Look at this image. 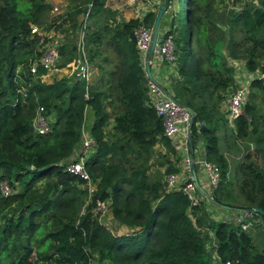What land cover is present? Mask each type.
<instances>
[{
    "label": "trees",
    "instance_id": "1",
    "mask_svg": "<svg viewBox=\"0 0 264 264\" xmlns=\"http://www.w3.org/2000/svg\"><path fill=\"white\" fill-rule=\"evenodd\" d=\"M77 1L86 4L76 7L75 18L88 4L90 17L98 16L105 0L69 3ZM3 2L0 61L8 65L6 88H0V264H264V234L263 241H256L252 233V228L264 227L253 217L264 221L263 215L216 220L204 201L189 211L182 191L167 189L165 175L178 172L175 163L181 159L150 101L133 37L139 24L153 25L156 13L105 24L90 34V44L108 35L107 44L118 57L108 69L95 61L100 58L97 51L87 48L90 63L99 71L90 86L73 76L68 82L42 83V68L35 77L29 73V64L40 54L38 37L30 30L43 23L49 7L43 0ZM185 3L187 37L172 23L173 17L169 22L176 59L168 91L193 114L190 152L204 146L206 158L220 168L211 202L241 214L246 208L264 211V111L255 101L257 92L264 100L262 79L250 82L245 115L230 130L233 144L238 138L250 141L237 165V199L227 189L229 160L220 147L222 138L229 148L231 142L227 134H218L221 105L236 88L230 61L264 72V0H232L224 17L214 0ZM237 3L240 10L233 8ZM58 53L64 65L76 56L77 45L61 43ZM21 85L26 96L17 92ZM38 105L52 114L50 133L38 134L32 127ZM87 107L93 111L90 131L96 148L86 167L97 182L88 204L82 179L61 164L78 145ZM157 145L166 148L165 161L158 163L167 166L164 175L148 173ZM3 181L11 188L8 196L1 192ZM97 198L111 201L113 226L126 225L129 233H114L99 220L92 211ZM248 221L252 225L242 229Z\"/></svg>",
    "mask_w": 264,
    "mask_h": 264
},
{
    "label": "built area",
    "instance_id": "2",
    "mask_svg": "<svg viewBox=\"0 0 264 264\" xmlns=\"http://www.w3.org/2000/svg\"><path fill=\"white\" fill-rule=\"evenodd\" d=\"M147 4L141 9L144 14L149 12H157L159 2L157 0H146ZM163 2L166 3V0ZM167 4V3H166ZM168 12H176L175 0H170L167 4ZM234 9L240 10L241 4L237 3L233 6ZM140 11V12H141ZM143 17H140L142 20ZM81 29V36L77 43V53L75 58L74 69L71 76L79 81H83L86 86L91 75V65L87 53L84 50V22ZM31 34L36 35L39 40L40 54L37 55L29 64V73L35 77L37 70L42 68L44 73L39 77L43 79L48 71H56V65L59 62L58 44L51 39L54 32L51 30L40 29L37 26H31ZM170 28L158 32L157 40L154 46L153 55L149 62L154 63L155 68L161 74L160 78L153 77L156 81L153 82L148 78V95L154 109L159 117L162 119L164 135L171 139L174 144L178 156L181 159V165L178 173H170L166 175L165 183L168 190H178L188 198L190 205L189 211L192 207L198 206L205 199L212 200V193L218 187L221 180V172L218 165L206 158L204 146L197 145L195 152H190V144L188 140L189 133L191 135L190 121L191 113L185 107L181 106L174 98H170L172 93L168 91L169 82L163 76L162 70L168 66L173 69L175 62V46L172 35L169 34ZM133 37L136 48L139 52L143 67L148 58L152 43V26L139 24L133 31ZM240 62L238 60H231L230 65L234 67V73L240 70ZM54 68V69H53ZM53 69V70H52ZM249 79L238 84L235 90L227 97L225 101V109H227V122L231 126H235V121L244 114V106L246 104L247 95L249 93L250 82L252 80L264 81V72L255 71L248 73ZM30 86V84H28ZM17 92L26 96L27 88L23 85L17 89ZM224 109V112H225ZM53 117L52 114L47 113L45 107L38 105L36 107L35 116L32 121V127L38 134H47L52 130ZM193 124V123H192ZM202 125L203 122L197 123ZM96 148V141L91 134L90 127L85 123L82 124L80 130V140L72 156L67 161H62L64 170L69 174L75 175L82 179V187L86 191V204L92 202L94 194L97 190V182H95L86 167V162L94 153ZM197 165L201 169L200 179L196 174L197 182L203 191L198 190L192 174V166ZM196 171V170H195ZM184 179L182 183L180 181ZM1 192L4 196L11 193V188L7 181L1 184ZM110 200L95 199L93 213L96 214L102 223L108 227ZM251 214H244L243 216H250ZM254 222V221H253ZM248 221L242 225V229L246 230L253 223ZM109 228V227H108ZM221 264V263H219ZM224 264H230L226 261Z\"/></svg>",
    "mask_w": 264,
    "mask_h": 264
},
{
    "label": "rangeland",
    "instance_id": "3",
    "mask_svg": "<svg viewBox=\"0 0 264 264\" xmlns=\"http://www.w3.org/2000/svg\"><path fill=\"white\" fill-rule=\"evenodd\" d=\"M24 1V0H21ZM47 5H48V9L47 11L42 15V24H35L33 26H37L40 29H44V30H51L54 32V36L51 39V41L56 42L58 45L64 42H70L71 41L77 45L79 38L81 36V29L83 28V22L84 25H87V27L84 28V33H85V38H84V50L87 53V48L93 47L92 49L96 50V54L100 55V58L97 57L95 58V61L99 64H101L102 66H107L108 69H112L113 68V61L118 62V57L115 51H113V47H109L107 44V39H108V35H104L101 34V36L98 38V44H90V42H88V39H92V37L90 36V34L93 33V31H97L99 29H101V27L103 25H107V24H121L122 22H126L128 20L131 19L130 16H128L133 9L131 6V1L129 0H105L104 4H103V8L101 10V12L99 13L98 16H92L90 17L89 15V11L91 8V5L88 4L86 9V5H83L85 7H83V9L85 8L86 12H81L76 18L74 17V13L75 11H77L76 7L82 4H86L85 1H83L80 4V1H77L74 4L69 3V0H43ZM186 0H175V6H176V12H172L171 14L173 15V20L172 23H174V25L179 26L181 29H183L184 31V36L187 37V28H186V24H185V19H186ZM211 1V0H210ZM231 1L232 0H214L215 3V8L217 10V12L221 15H225V13L230 9V5H231ZM250 1V0H249ZM3 0H0V4L3 5ZM134 8V7H133ZM204 10V9H203ZM172 17H169V22L170 19ZM164 24V21L161 22V25ZM163 28V27H161ZM89 33V34H88ZM89 35V36H88ZM88 36V38H87ZM100 45V46H99ZM97 47H99L97 49ZM94 50V51H95ZM88 55V53H87ZM108 57V61L105 62L103 61V57ZM75 58L76 56L74 55V57L69 60L68 62H66L64 65H60L59 62L58 64L55 66L56 67V71H48L43 79H41L42 83H53L56 80H66L67 82L72 79V71L74 69V64H75ZM109 59H112L110 61L109 64ZM91 66H95L96 63H91ZM106 64V65H105ZM8 63H6L4 60L0 61V88H6V81H5V71L7 68ZM97 66V65H96ZM54 69V68H53ZM52 69V70H53ZM98 69V68H97ZM96 73V71H95ZM159 73V72H158ZM94 75V68H93V73L92 76ZM161 74H158V77L160 78ZM172 74L169 71L167 73V81L169 82L170 85V78H171ZM99 78V76H98ZM94 81V80H93ZM258 96L256 97V102L260 103V108H262V110L264 111V100L260 98V92ZM249 95V94H248ZM248 95H247V99H248ZM246 99V101H247ZM225 109V104L221 105V111L223 112ZM227 114L228 111L227 109H225V112L221 113V118L219 120V135L221 136V138L223 137V135L227 134L229 136V138L227 137V140H230V148L227 145V141H224L225 139H221L220 140V146L222 151L224 152V154L226 155L227 159L229 160V176H228V181L230 182L231 185H228L227 189H229V191L231 192L230 195H234L236 197V199L238 198L237 196V188H236V179H237V165L240 163V161L242 160V156L243 153H246L248 151V147L250 145V141L249 140H241L240 138H238L237 140L235 139V144L232 143V139L233 136L230 135V130L232 131V128L234 129V126H231L228 124L227 122ZM86 120V119H85ZM111 123V121H110ZM109 123L108 128H110L111 124ZM107 128V129H108ZM229 142V141H228ZM255 147V145H252ZM230 150H227L228 148ZM253 147V148H254ZM166 152V148L162 147V146H156L154 148L153 151V156L152 159L150 160V168L148 170L149 174H154V173H159L160 175H164L166 174V165L164 166H159L158 163L159 162H164L165 161V157L162 156L164 153ZM178 156V153H177ZM212 162V161H211ZM214 163V161H213ZM259 163L261 164L262 161L260 160ZM149 164V163H148ZM216 164V163H215ZM217 165V164H216ZM175 167L176 169H178V172L180 170V168L182 167L181 165V160L175 163ZM196 166H194L195 168ZM196 170V169H195ZM178 172H173V173H178ZM168 175V174H166ZM165 175V176H166ZM184 181V179H182L180 181V183H182ZM19 189V188H18ZM235 199V201H233V196H232V202L237 203V200ZM206 203H208L210 205V207H212V203L210 202V200H208ZM216 206H213V209ZM218 210V209H216ZM192 217V216H191ZM254 218V222L256 223H261L264 221L259 220V219H255ZM108 223H109V228L110 230H112L114 233L116 231V229L120 232V233H129L131 230L130 229H124L122 226H113V220L111 218V216L109 215V217H107ZM264 227L262 226H256L254 229V232L256 234H258L257 236H260L261 239L259 241L262 240V236L264 234Z\"/></svg>",
    "mask_w": 264,
    "mask_h": 264
},
{
    "label": "crops",
    "instance_id": "4",
    "mask_svg": "<svg viewBox=\"0 0 264 264\" xmlns=\"http://www.w3.org/2000/svg\"><path fill=\"white\" fill-rule=\"evenodd\" d=\"M129 1L132 2L131 3V6H132L131 9H133V10H132V12L128 16H130L131 18H138V19H140V17H144L147 14V13L144 14V12L141 11V9L147 4L146 0H129ZM157 1L159 2V5H160L164 0H157ZM159 5H158V7H159ZM155 13H157V12H155ZM171 13H172V11H169V12H166L165 13L164 17L161 20V22L164 21V24L161 25V23H160L159 31L162 32L164 29H166V28L169 27V24H170L169 23V17H172L173 16ZM161 27H163V28H161ZM238 61H240V60H238ZM90 65H92V64L90 63ZM149 67H150V73H151L152 77H155V78L159 79V77H158V74L159 73H158L157 69L155 68L153 62L152 63L149 62ZM93 68H94V75L92 76ZM95 71H96V73H95ZM169 71L171 72L172 75L175 74L173 69H171L170 67L166 66L162 70V74H163V76L165 78H167V73ZM249 72H255V71H248L246 69L245 63L243 61H241L240 62V70L235 73L236 86L238 84L246 81L247 79H249V77H248V73ZM98 75H99V71H98L97 67L96 66H91V75H90V79H89V82H88V86H90L91 84H93L97 80ZM93 118H94L93 117V111L90 108L87 107L85 109V119L86 120L84 119V122L83 123H85L87 126H89L91 128V125L93 123ZM219 132H218V134H219ZM195 172H196L197 176L200 179L201 169H200L199 166L197 167V170ZM207 201H208L207 199L204 200L208 211L210 212L211 216L214 219L221 220L222 218H225V217H229V218L239 217L240 218V215H241L240 212L234 211V210H231V209H226V208H223V207H219V206L215 205L213 202L210 201L213 206H216L213 209V206L210 207V205L208 203H206ZM216 209H218V210H216ZM122 227L124 229H127V230L130 229L126 225H122ZM252 233H253L254 237L256 238V241H259L261 239V237L260 236H257L258 234H256L254 232V229H252ZM261 236H262V240L261 241H263V235H261Z\"/></svg>",
    "mask_w": 264,
    "mask_h": 264
},
{
    "label": "water",
    "instance_id": "5",
    "mask_svg": "<svg viewBox=\"0 0 264 264\" xmlns=\"http://www.w3.org/2000/svg\"><path fill=\"white\" fill-rule=\"evenodd\" d=\"M168 12V7H167V4L165 2H162L159 7H158V10H157V13H156V16H155V19H154V22H153V25H152V43H151V48H150V51H149V55H148V58L146 59V62H145V72H146V75L147 77L156 83V81L154 80V78L152 77L151 73H150V67H149V60H150V57L153 55V51H154V46H155V43H156V40H157V36H158V32H159V26H160V23H161V20L162 18L164 17L165 13ZM168 96L170 98H173V96H171L170 94H168ZM181 105V104H180ZM182 106V105H181ZM184 107V106H183ZM187 110H189V112L191 113V121H190V127L193 123V114L191 112L190 109H188L187 107H185ZM188 140H189V144L191 146V135L189 133V136H188ZM254 147V146H253ZM192 174L194 176V180H195V183L198 187V190H202V188L200 187V185L198 184L197 182V178H196V172H195V168H194V165L192 166ZM252 213H257V214H261L264 216V211L261 210V209H254V208H246V209H243V214L240 215V219L243 218V215L244 214H252Z\"/></svg>",
    "mask_w": 264,
    "mask_h": 264
}]
</instances>
